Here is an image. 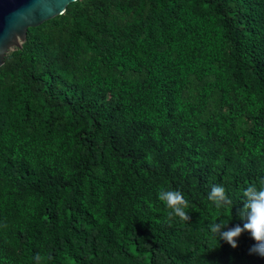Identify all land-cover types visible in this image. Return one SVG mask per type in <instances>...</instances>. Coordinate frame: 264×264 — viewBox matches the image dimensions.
<instances>
[{
  "label": "trees",
  "instance_id": "1",
  "mask_svg": "<svg viewBox=\"0 0 264 264\" xmlns=\"http://www.w3.org/2000/svg\"><path fill=\"white\" fill-rule=\"evenodd\" d=\"M260 179L264 0H76L0 66V264H264L207 231Z\"/></svg>",
  "mask_w": 264,
  "mask_h": 264
},
{
  "label": "clouds",
  "instance_id": "2",
  "mask_svg": "<svg viewBox=\"0 0 264 264\" xmlns=\"http://www.w3.org/2000/svg\"><path fill=\"white\" fill-rule=\"evenodd\" d=\"M242 198L243 207L239 209L238 217L244 221L243 227L237 225L227 231H221L222 228L227 227L228 223H224L222 220L220 223H216L217 218L207 225V231L215 240L219 236L221 240L227 242L232 248L237 247V238L243 232H248L255 241V244L249 249V254L264 257V179L249 183L242 191ZM157 199L170 210L168 212L169 219L178 217L181 221H189L190 218L188 212H186L189 202L180 190L161 187L157 192ZM207 200L216 209H226L231 212L233 202L222 185H212L207 194ZM33 259L35 264H42L43 257L40 254H36Z\"/></svg>",
  "mask_w": 264,
  "mask_h": 264
},
{
  "label": "water",
  "instance_id": "3",
  "mask_svg": "<svg viewBox=\"0 0 264 264\" xmlns=\"http://www.w3.org/2000/svg\"><path fill=\"white\" fill-rule=\"evenodd\" d=\"M76 0H0V66L21 48L26 31L52 19Z\"/></svg>",
  "mask_w": 264,
  "mask_h": 264
}]
</instances>
